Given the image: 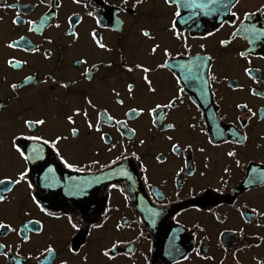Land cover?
Returning a JSON list of instances; mask_svg holds the SVG:
<instances>
[{
    "label": "flooded vegetation",
    "instance_id": "flooded-vegetation-1",
    "mask_svg": "<svg viewBox=\"0 0 264 264\" xmlns=\"http://www.w3.org/2000/svg\"><path fill=\"white\" fill-rule=\"evenodd\" d=\"M221 2L181 8L177 39L175 5L164 0H0V181L11 189L0 186V264H264V0L210 10ZM136 64L151 69L154 93ZM178 87L182 102L149 113ZM75 108L87 110L94 129L99 118L100 131L82 114L69 123ZM130 108L144 111L130 118ZM37 118L45 125L23 124ZM33 135L43 138H26ZM56 135L66 139L43 143ZM13 143L29 146L28 160ZM121 163V180L94 178ZM61 171L80 179L77 195L44 186Z\"/></svg>",
    "mask_w": 264,
    "mask_h": 264
},
{
    "label": "snow or ice",
    "instance_id": "snow-or-ice-1",
    "mask_svg": "<svg viewBox=\"0 0 264 264\" xmlns=\"http://www.w3.org/2000/svg\"><path fill=\"white\" fill-rule=\"evenodd\" d=\"M74 2L79 3L80 0H74ZM136 2H137V4H139V3L142 2V0H136ZM164 2H165L166 5H169V6H173V5H175V11L173 12V17H174V19L170 22V30L172 31L173 35H174L177 39L180 38L181 33L177 30V19H176V18H180V17H181V8H183V9H185V10H190V9H204V8H207L208 5H216V4H217V0H208V4H203V3L200 2V0H164ZM238 3H239V0H235V3H234V4L229 5V4L227 3V0H222V2L219 4V7L215 8V9H210V10L219 11V8H224L225 10H227V9L230 8V7H235V5L238 4ZM57 6H59V5H57ZM195 14H196V13H195L194 11H190V12H189L188 19H190L191 16H192V15H195ZM89 15H92V13H89ZM231 15H232L233 17H236V12H231ZM244 15H245V16H248L249 13H244ZM185 22H186V21H185ZM30 23H31V22H30ZM97 23H99V21H97ZM57 27H59V25H57ZM242 30H244V31H248V29H242ZM70 35L78 36V34H76L75 32L70 33ZM91 35H92V37H93V40L96 41L97 45H98L100 48H105V47H106L104 44L100 43L99 40H97V33H96L95 31H93V32L91 33ZM142 35L145 36V37H150V33H149L148 30H142ZM209 35H211V33H209ZM220 43H221V44H226V43H228V41L221 40ZM15 46H16L15 43H9V44H8V47H15ZM159 47H160L159 44H154V45L151 47V52L154 54V53L156 52L157 48H159ZM201 47L203 48L204 46L201 45ZM33 50H35V49H33ZM164 55H165L166 57H167V56H170L169 50H168L167 48L164 49ZM240 55H241V56H244V53L242 52V53H240ZM201 59H203V58H201ZM208 59L210 60L211 58L209 57ZM85 62H86V61H83V60L77 61L78 64H82V63H85ZM8 63L11 64V65H13L14 67H18V66H19V62H18V61L14 63L12 60H9ZM109 66H110V65H109ZM164 66H165L164 64L157 65V67H164ZM92 67H93V68H96V65H93ZM134 67L137 68V69H141V70L143 71V73H145V75L142 77V79H143V80L145 81V83L148 85V91L154 93V92L156 91V89H155L154 87H152V82H151V80L148 78V75H147V73H149V72L151 71V69H149L148 67H144V66L141 65V64H136V65H134ZM181 67H184V66L182 65ZM125 68H126V70L129 71V72H131V71L133 70V67H131V66H127V65L125 66ZM245 71L248 72L249 70H248V69H245ZM85 75H86V77H87L89 80L91 79V73H90V71H89L88 69L85 70ZM25 79L28 80V79H30V77H26ZM209 79L214 80V79H215V76H211V77H209ZM177 85H179V80H178V79H177ZM62 86L65 87V88L68 87V85H66V84H62ZM11 87H12L13 89H15V88L17 87V85H16V84H12ZM133 89H134V85L131 84V83H129V84L127 85V91L131 94V93L133 92ZM182 93H183V88H179V87H178V88H177V95L172 96V97L167 101L166 104H160V103L155 104L154 107L148 109L149 113L151 114V113H156L157 110L174 108V107L176 106V102H177V101L182 102V100H181V95H182ZM119 95H120V94H119L118 92H115L116 103H117V104H120V105H123L124 101L121 100V99L119 98ZM85 102H86L87 106H89V107H92V108H95V107H96V105H94V104L92 103V100H91V99H88L87 97H85ZM236 107H237V108H246L247 105H240V104H237ZM143 111H144L143 108H140V109H137V108H130V109L128 110V112L125 113V115H126V116H129L130 118H135L136 116H138L139 114H141ZM249 111L251 112V109H249ZM103 113L107 116V110H106V109L103 110ZM81 114H82V115L85 117V119H86L87 128H88V129H94V125H93V123H92L91 121L87 120L88 112H87L86 109L82 110L81 108H75V109L73 110V114H72V115H68V116L66 117V119H67V121H68L69 123H73V124H74L75 121H74L73 117H74L75 115H81ZM252 114L255 115V113H252ZM107 120H108V121H113L114 118L111 117V116H107ZM161 122H162V121H161ZM45 123H46V120L43 119V118H37V119H25V120L23 121V124H24L27 128H29V129H33L35 126H43V125H45ZM114 123H115L116 125H123V126L127 129V123H126V121H122V120H114ZM100 124H101V121H100V119L98 118L97 121H96L95 129H94L95 131H100ZM153 125H154V126H158V125L156 124V121H155V120H153ZM191 127H195V125H191ZM165 128H166V129H174V128H175V125H174L173 123H168V124L165 125ZM70 131H71V134H72L74 137L78 134V129H77V128H72ZM130 131L134 132L135 130L132 129V130H130ZM26 138L29 139V140H33V141H40V140H42L43 137H42V135H33V136H28V137H26ZM13 139L15 140L16 138L14 137ZM61 139H66V137H61L60 135H56V136L54 137V139H51V140H46V139H45V140H43V143H44V144H49V143H51V144H53V145L55 146V145H56ZM101 139H105V137H104L103 134L101 135ZM167 139L171 140L172 137L169 136V137H167ZM245 139H246V137H245ZM105 142H106V143H111L110 140H106ZM139 143H140L141 145H143V144H144V141H143V140H140ZM238 143H243V140L238 141ZM13 147L15 148V150L19 153V155H20L24 160H28V159H29V157L25 154V152L20 148L19 145L13 143ZM115 147H116V145H115V144H112V146H111V148L109 149V151H111V150L114 149ZM171 147H172L173 152L179 154V152H180V147H179L178 144H175V143H174V144H172ZM188 147L190 148L191 145H188ZM37 151H38V150L33 149V153H34V154H37ZM201 151H203V149H201ZM227 155H228V156H234L235 153L230 151V152L227 153ZM61 159L63 160V162H64V164L66 165V167H68V168H70V169L74 167V165H73L72 163H69L67 160H64L63 157H61ZM156 159H157V160H160V157H156ZM93 163H95V162H93ZM237 163H238V162H237ZM79 170H82V169H79ZM225 171L227 172L228 169H225ZM26 173H27V170H25V171H21V172L19 173V177H18V179H16L15 181H13V183H19L21 180H24L25 177H26ZM189 174H191V172H189ZM202 174H203V173H202ZM0 186H3V187H2V190H3V191H10V190H11L10 188H8V187L6 186V184H5L4 181H0ZM4 199H5V197H4L2 194H0V201H3ZM38 207H39V204H38ZM41 210L43 211L44 209L41 208ZM69 221L71 222V218H69ZM36 223H39V222L37 221ZM72 226H73V227H76L75 224H73ZM3 227H5V225H4L3 223H0V228H3ZM94 227L99 228V227H101V225L97 224V225H95ZM118 227H119V225H118ZM112 247L115 248V247H116V244H113ZM3 248H4V245L0 244V249H3ZM45 251H47V252H51V251H53V249L51 248V246H48V247L45 249ZM3 254H4V255H7V253H3ZM104 255H105V256H108V255H109V250H105V251H104ZM197 255H199V252H197ZM109 258H111V257H109ZM62 264H64V262H62Z\"/></svg>",
    "mask_w": 264,
    "mask_h": 264
},
{
    "label": "water",
    "instance_id": "water-1",
    "mask_svg": "<svg viewBox=\"0 0 264 264\" xmlns=\"http://www.w3.org/2000/svg\"><path fill=\"white\" fill-rule=\"evenodd\" d=\"M24 151L26 152L27 155H30L29 146H24ZM124 168H125V163H121L108 170L101 172L97 177L94 178L96 180H112V179L121 180L122 178H124L123 177ZM80 183L81 182L78 177L72 175L71 173H66L64 171H61L58 172L56 175L52 176V178L48 180L47 186L58 193H66L68 195L75 196L80 192L79 189Z\"/></svg>",
    "mask_w": 264,
    "mask_h": 264
},
{
    "label": "bare ground",
    "instance_id": "bare-ground-1",
    "mask_svg": "<svg viewBox=\"0 0 264 264\" xmlns=\"http://www.w3.org/2000/svg\"><path fill=\"white\" fill-rule=\"evenodd\" d=\"M51 178H52V177H49L48 180L51 179ZM48 180H47V182L44 181V186L47 187L48 190H49L50 187L47 186V185H48ZM60 188H61V187H60ZM60 188H59V189H60ZM50 189H51V188H50ZM51 190H52V189H51ZM52 191H53V192H56L55 190H52Z\"/></svg>",
    "mask_w": 264,
    "mask_h": 264
}]
</instances>
